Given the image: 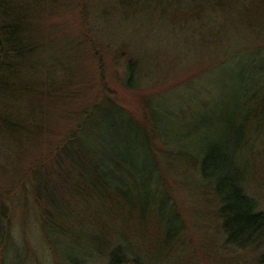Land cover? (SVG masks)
<instances>
[{"label": "rangeland", "instance_id": "1", "mask_svg": "<svg viewBox=\"0 0 264 264\" xmlns=\"http://www.w3.org/2000/svg\"><path fill=\"white\" fill-rule=\"evenodd\" d=\"M25 1L38 50L26 62V93L7 104L20 126L11 135L0 132V196L14 193L7 238L0 221V263L109 264L110 252L120 249L143 264H257L255 249L226 243L217 201L183 152L225 138V116L246 102L258 108L261 97L252 105L245 100L250 95L242 100L237 79L230 77L254 75L247 88L264 87V0H224L202 11V18L179 24L159 12L128 14L119 0ZM129 60L139 63L133 88L124 85ZM103 101L125 112H94L83 132L86 151L126 165L112 171V189L119 195L90 190L87 166L64 164L61 175L50 168L57 189L55 206H45L51 229L46 238L25 176ZM223 107L228 110L222 119ZM102 116L113 129L98 123ZM253 116L248 128L254 146L237 157L245 165L247 189L264 211V110ZM138 127L161 131L172 141L169 147L160 133L152 141L162 175L158 185L144 170L151 159ZM185 134H193L188 145L178 140ZM21 183L25 188L19 189ZM175 211L180 238L170 235L179 226Z\"/></svg>", "mask_w": 264, "mask_h": 264}, {"label": "trees", "instance_id": "2", "mask_svg": "<svg viewBox=\"0 0 264 264\" xmlns=\"http://www.w3.org/2000/svg\"><path fill=\"white\" fill-rule=\"evenodd\" d=\"M24 1L0 0V132L9 135L12 132L14 133L20 125L19 121L12 117L11 112H8L11 109V106L8 105L16 103L17 97L24 96L26 93L30 84V77L28 80L25 79L26 62L38 50L33 38L30 14L25 6L26 1L25 3ZM119 1L122 11H126L128 14L135 16L143 14L142 16H145L152 11L154 13L159 12L162 17H167L170 22L173 21L174 24H179L189 21V19L202 18L204 11L207 12L208 8L215 10L214 8L220 7L221 2L224 0ZM233 1L244 2L245 0ZM226 64L228 63L224 65ZM250 64L256 67V62H251ZM260 71L261 76L264 73V68L260 69ZM253 76H244L241 73L239 75L231 74L230 80L237 79L238 90L241 89L242 92L241 94L238 93V97L243 100L246 95H250V98L245 100L250 101L251 105L258 97H261L259 102L256 103L258 108L253 105L252 107L248 106L247 102L243 101L246 102L243 106H240L231 117H226L225 113L228 109L223 107L219 117L223 119L225 116L224 129L227 136L225 138L223 136L221 139L210 138L209 142L205 141L204 146L195 147V150L192 151L189 146L185 147L187 151L183 152V155L186 160L192 159L195 162L201 180L206 187L210 188L217 201L216 216L221 222V230L224 233L226 243L244 251L250 248L255 249L258 254L257 264H264V211L261 209L258 200L249 193L246 183L248 179L245 165L237 157L246 155L251 150V147L254 146V141L251 140L253 128H248V126L251 125V120L254 123L253 113L263 112L264 110V96L262 95L264 87L260 83L259 85L255 83L247 88ZM124 77V85L127 88H133L135 83H139L140 72L137 60H129L126 63ZM234 100L236 101V98ZM105 107H114L118 113L125 112L123 108L110 101L95 104L89 112L85 113L84 120L78 123L77 128L70 132L62 146L57 147L49 158L38 162L25 176L23 183L26 184L28 182V188L30 186L36 196L42 228L46 233V238L50 235L51 229L49 228L47 208L45 206L46 204L55 206L56 197H54V191L57 189V185L49 179L48 175L50 174L48 171L50 168H52L54 173L61 175L64 164H68L71 169L75 167L81 169V165L87 166V170L92 175L87 181V186L90 190L96 193L108 190L118 194L115 192L118 191V188L112 189V171L115 167L119 168V165L126 169V165L120 164L113 157H108V160H106L107 157L90 156L86 151L87 136L84 137L83 133L89 118L94 112L100 111ZM104 116L98 123L101 125L106 123L108 127L113 129L111 122L106 121L107 117ZM127 123L130 124L132 122L128 120L126 121ZM139 129L145 134L144 147L149 152L151 159V164L144 170L146 172L149 171L150 177L156 176L152 184L158 185L162 175L152 141L155 140L156 135L159 133L162 137L161 140L165 141L169 147H171L172 141L168 135L161 131L154 130V134H151L150 130L146 129V131L143 127ZM192 135L179 136L178 140L188 145L193 141L190 139ZM119 145L125 146V143L123 142ZM124 163L126 164V161ZM23 183L20 184L19 189L25 188ZM164 191L166 194L168 193L167 189ZM13 196L14 193L12 192L0 196V221L4 224L2 238H7L10 234L9 223L12 218L10 199ZM168 196L166 198L169 201ZM143 205L148 206L147 203ZM175 216L179 222L178 230L171 229L170 235H173L174 238H180L182 222L177 211H175ZM108 263L143 264L138 256L126 254L120 249L110 252Z\"/></svg>", "mask_w": 264, "mask_h": 264}]
</instances>
